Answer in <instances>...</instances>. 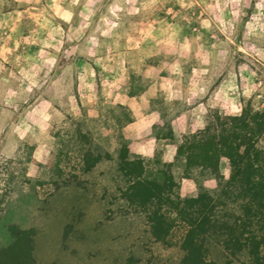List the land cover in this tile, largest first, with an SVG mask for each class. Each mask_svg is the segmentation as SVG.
Instances as JSON below:
<instances>
[{
  "label": "clouds",
  "instance_id": "1",
  "mask_svg": "<svg viewBox=\"0 0 264 264\" xmlns=\"http://www.w3.org/2000/svg\"><path fill=\"white\" fill-rule=\"evenodd\" d=\"M245 109L250 127L264 114V0H0V208L32 186L38 199L52 192L61 151L65 174L83 166L78 128L93 155L116 162L126 147L155 171L185 138L209 125L218 137L216 118L230 129ZM168 129L171 140L159 135ZM253 147L264 152V133ZM202 169L171 168L180 188L169 198L214 197L233 170L226 155L220 181Z\"/></svg>",
  "mask_w": 264,
  "mask_h": 264
},
{
  "label": "trees",
  "instance_id": "2",
  "mask_svg": "<svg viewBox=\"0 0 264 264\" xmlns=\"http://www.w3.org/2000/svg\"><path fill=\"white\" fill-rule=\"evenodd\" d=\"M248 110L240 118L232 119L230 129L224 127V121L217 117L219 136L209 132V125L201 139L185 138L174 163L165 164L154 171L150 167H141L139 158L129 161L128 151L122 147L119 158L114 162L116 176L122 183L116 185L117 196L124 202L125 209L143 214L150 237L164 245H176L181 255L176 264H205L214 248L218 249L221 263L210 257L209 264H264V152L253 147L256 138L264 133V114L252 116L254 126L245 122ZM77 134L84 137L85 134ZM167 132L168 138H172ZM245 145L241 155L238 149ZM83 152L82 172L90 171L104 160H112L107 153L96 149ZM226 155L232 164L231 178L223 184L221 190L210 197L206 190L200 189L198 199H185L176 195L178 183L173 181L170 169L174 166L184 169V176H190V170L202 165L201 176L211 169L217 175L218 157ZM159 164V154L154 161ZM258 164V167H253ZM260 180L254 181L253 176ZM199 187V181L197 180ZM164 211L161 212V208ZM175 211L176 216L170 217ZM237 211L239 214H237ZM179 229V230H177ZM177 235L175 241L172 235ZM29 244L15 240L8 247L0 248V264H27Z\"/></svg>",
  "mask_w": 264,
  "mask_h": 264
},
{
  "label": "rangeland",
  "instance_id": "3",
  "mask_svg": "<svg viewBox=\"0 0 264 264\" xmlns=\"http://www.w3.org/2000/svg\"><path fill=\"white\" fill-rule=\"evenodd\" d=\"M167 132L171 129L161 130L159 135L167 136ZM83 134H76L77 152L81 145L90 144L89 135ZM65 147L72 150L69 145ZM61 159L68 165L71 157L66 151L58 154L56 179L50 181L52 192L45 191L44 198L38 199L32 186L15 205L0 208V248H8L15 240L28 243L27 264L177 263L181 252L176 245L152 240L143 214L125 209L115 189L102 191L122 183L112 160L103 159L88 172L71 165L65 174L58 167ZM37 183L44 188L45 182ZM3 199L0 196V202ZM176 237L175 233L171 239ZM210 257L221 263L218 249L214 248Z\"/></svg>",
  "mask_w": 264,
  "mask_h": 264
},
{
  "label": "crops",
  "instance_id": "4",
  "mask_svg": "<svg viewBox=\"0 0 264 264\" xmlns=\"http://www.w3.org/2000/svg\"><path fill=\"white\" fill-rule=\"evenodd\" d=\"M167 138H168V137H167ZM168 139H170V138H168ZM171 139H172V138H171ZM171 139H170V140H171ZM97 164H98V163H97ZM97 164H96V165H97ZM96 165H95V167H96ZM92 169H94V167H93ZM92 169H91V170H92ZM114 172H115V170H114ZM115 174H116V172H115ZM184 177H185V178H188V176H184ZM179 185H180V184H179ZM185 187H186V185H185ZM105 188H107V189H109V190H110V189H115V190H116V187H114V188H110V186H109V187L107 186V187H104L102 191H104ZM179 188H180V186H179ZM116 191H117V190H116ZM119 199H120V198H119ZM120 200H121V199H120ZM121 201H122V200H121ZM122 202H123V201H122ZM123 205H124V202H123ZM151 239H152V238H151ZM152 240H153V239H152ZM155 242H158V241H155Z\"/></svg>",
  "mask_w": 264,
  "mask_h": 264
}]
</instances>
